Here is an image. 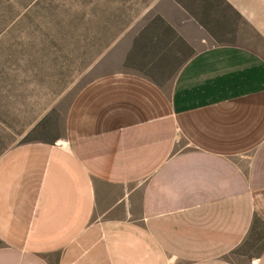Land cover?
I'll return each instance as SVG.
<instances>
[{
  "label": "crops",
  "instance_id": "obj_1",
  "mask_svg": "<svg viewBox=\"0 0 264 264\" xmlns=\"http://www.w3.org/2000/svg\"><path fill=\"white\" fill-rule=\"evenodd\" d=\"M181 34L177 65L101 72L56 142L0 158V264H264L235 254L264 226V54Z\"/></svg>",
  "mask_w": 264,
  "mask_h": 264
},
{
  "label": "rangeland",
  "instance_id": "obj_2",
  "mask_svg": "<svg viewBox=\"0 0 264 264\" xmlns=\"http://www.w3.org/2000/svg\"><path fill=\"white\" fill-rule=\"evenodd\" d=\"M201 24L211 44L264 54V0H0V158L56 142L74 95L101 72L177 65L189 54L181 33L193 40ZM263 246L260 226L235 254Z\"/></svg>",
  "mask_w": 264,
  "mask_h": 264
}]
</instances>
